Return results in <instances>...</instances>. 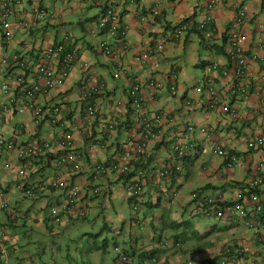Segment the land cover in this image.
Masks as SVG:
<instances>
[{"label": "crops", "instance_id": "0c3cea01", "mask_svg": "<svg viewBox=\"0 0 264 264\" xmlns=\"http://www.w3.org/2000/svg\"><path fill=\"white\" fill-rule=\"evenodd\" d=\"M5 1L17 12V16L11 19L15 31L14 41L10 47H3L0 42V57L5 53L16 51L21 53L28 52L30 49L39 51L49 43L69 37L71 43L78 50L80 63L86 66V70H81L78 65L74 67L64 86L42 101L65 104L72 108V115L69 116L78 119L75 126L71 128L73 141L77 153L81 155L85 171L79 175H70L64 171L57 172L43 158L38 157L33 159L34 171L25 180H21L18 176L20 162L16 156L0 158V186L5 200L8 203L10 201L9 204L18 208V211L28 215L36 214L40 219V210L43 211L44 208L60 204L64 199L62 193L46 194L37 201L29 202L28 205H21L20 199H16V189L20 183L34 184L56 175L61 176L69 184L84 187L82 201L87 207L86 220L91 210L99 206V203L103 205L115 199V195L119 193L117 188L125 182L124 179H121V182H118L119 179L114 177L103 179L98 183L102 191L98 196L90 194L86 183L94 163L107 161L119 148L139 139L136 122L131 116L129 107L125 109L116 107L118 102L127 103L129 79L132 82H145L148 79H154L164 83L167 82L168 76L173 72L176 73L175 80L179 92L175 98L171 97L166 90H162L157 94L155 100H150L149 91L144 90L145 96L149 99L145 105L144 117L151 118L154 113L159 111L170 113L174 120L173 124L167 128L164 139L187 121L197 125L211 126L216 130L215 134L205 141L201 135H197L196 140L200 142L198 144L211 149L216 143H221L241 161L233 171H226L221 168V159L210 153L201 157L195 156L197 160H193L194 157L189 153L182 175L172 177L168 183L162 181L159 189L152 183V161L165 158L167 151L165 143H163L165 141L151 142L148 146L151 163L148 167L144 193L147 194V202H149L146 208L151 209L150 216L156 215L152 222H155L157 227L159 225L157 221L160 220L159 213H157L159 209L158 195L164 194L161 193V189L166 191L165 194L176 192L175 201H171L167 207L179 210L178 217L170 220L171 217L164 216L162 225H160L163 228L168 226L171 228L172 223H187L190 209L186 206L191 203L190 194L192 191L200 190L205 196H220L226 201H234L239 189L251 178L253 167L262 163L264 168V151L251 154L245 151V135L248 132L264 130V82L259 78V72L264 69V0H221V4L213 12L212 33L209 40H202L200 32L196 29L197 24L202 22L207 15V0H99L96 4H87L81 0ZM109 5L117 7L120 13V21L126 32L122 39L110 38L104 33L97 35L93 33L96 21ZM36 7L53 15V19L41 20L36 27L27 32L18 31L15 27L17 21L20 19L30 22ZM239 8L245 10L247 19L240 28V32L245 38V47L250 57L247 79L251 82V95L246 100L237 97L231 99V102L242 119L232 122L219 110L209 114L201 110L187 111L182 106V97L199 103L201 96L195 92L194 88L198 82H203L207 78L224 96L225 89L222 88L223 80L219 75L220 70L214 72L210 69V65L213 63L219 66L226 65L225 32ZM154 11H158L157 16L152 14ZM183 21L189 22L192 28L182 39L178 41L171 39L169 37L171 29ZM103 40L112 46L113 58L106 57L98 51V45ZM147 49L153 50V54L143 58ZM201 52L203 55L200 54ZM28 53L32 55L31 51ZM118 66L122 67V72H117ZM0 79H2V75H0ZM82 79H87L92 84H103L105 90L104 94L97 95L93 100V103L97 105L98 113L92 121L89 138L82 136L79 121L85 106V103L80 100L78 91V85ZM188 84L192 85L190 90ZM2 100L0 97V103ZM108 116L120 118L116 132L103 133L99 130L101 119ZM14 119L15 117L8 120L2 129L1 133L4 136H10L15 124L18 123L26 124V132L20 138V142L24 144L35 142L39 136H44L49 140H54L58 136L59 131H52L47 125L38 130L37 136H34L26 116L10 125ZM207 156H213L216 159H214V163L209 166L199 165V160L205 159ZM5 164H8L7 168L4 167ZM236 169H239L240 172L236 173ZM184 181H186L185 184ZM186 192L189 196H186ZM156 197L157 202L153 205L152 200ZM177 199H180L179 202ZM141 202L145 204L143 198ZM183 209L185 214L180 213ZM8 220V215L0 216L1 225H5ZM148 221L151 223V219ZM23 223L25 224V222ZM69 223L65 220L62 225L65 226ZM140 223L141 221L139 223L138 220L134 221V224H138L139 228L142 226ZM24 224L23 226H25ZM221 224L223 227L220 230L227 231H219L215 234L220 239L224 238L223 235H228L229 240L227 241L230 242L227 245L234 243L239 247L242 250V256L247 261L246 264H251V261H253L252 264H264V242L260 241V238L264 236L263 222L258 225L257 233L247 229L242 222H222ZM18 226L19 223L15 228ZM157 227L152 231L160 232V238L155 239L151 233L147 234L146 232L140 236L141 242L147 245L145 254L139 252L138 245L135 243H131L132 245L128 249H124L129 250L131 264H143L144 258L148 254L158 256L159 264H176L175 261L178 257H173L171 252L161 255L156 243L159 240L169 239L171 234L177 233L185 226L177 229L171 228L173 231H165L163 234H161L162 229L156 230ZM46 228L49 229L48 226ZM142 228L140 231H143ZM211 232L208 234L211 235ZM10 240L14 247L11 262L13 264H28L26 255L19 250L18 237L13 235ZM184 253L182 248L181 257ZM216 256H220V253ZM97 260L98 258H92L88 264H94ZM220 260L219 257L216 263L218 264ZM240 264L245 263L240 259Z\"/></svg>", "mask_w": 264, "mask_h": 264}, {"label": "built area", "instance_id": "2783aa9c", "mask_svg": "<svg viewBox=\"0 0 264 264\" xmlns=\"http://www.w3.org/2000/svg\"><path fill=\"white\" fill-rule=\"evenodd\" d=\"M85 3L96 4L99 0H81ZM221 4V0H207L204 20L197 24V31L201 34L202 40L211 38V25L213 12ZM16 13V15H14ZM33 19L28 21L20 20L15 25L20 32H27L37 26L38 22L44 19H53V15L47 13L40 7L33 10ZM158 15V11L152 13ZM17 12L13 10L5 0H0V42L3 47H10L15 38V31L11 23ZM246 12L244 9H237L235 17L225 32L227 63L224 66L211 64L210 69L214 72L220 70V77L223 80L222 88L225 94L222 96L213 82L207 78L198 82L195 92L201 96L199 103L182 97V106L187 111L201 110L206 114L219 110L232 122L242 119V116L233 107L231 99L240 97L246 100L251 95V82L247 79L250 57L245 47V38L240 28L246 23ZM192 28L189 22H180L174 26L169 37L178 41ZM94 34L104 33L110 38L122 39L126 32L120 21V13L114 5L105 8L104 13L99 17L94 26ZM31 51L32 55L28 52ZM98 51L109 58L114 57V50L106 40L98 45ZM11 52L0 57V158L15 155L20 162L18 176L25 180L33 171V159L43 158L45 162L55 171H64L70 175H79L85 171L81 162V155L76 151L71 128L75 126L78 119L72 115V108L60 103L42 102L48 99L58 89L62 88L69 78L72 70L77 65L81 70L86 66L79 61L78 50L71 43L69 37H63L59 41L47 44L39 51ZM153 54V50L147 49L143 58ZM255 59L254 56H252ZM141 60V58H140ZM117 72H122L118 66ZM259 78L264 82V69L259 72ZM176 73L173 72L167 77V82H160L148 79L145 82H132L129 79L127 91V103L118 102L116 107L125 109L129 107L131 116L136 122V130L139 135L137 141L128 143L115 151L105 162L93 164L91 174L86 183L92 196L101 194L98 183L103 179L114 177H127L133 171L125 183V190L133 198H138L143 193L149 167V144L151 142L165 141L167 156L152 161L153 185L161 187L162 181L167 183L172 177L182 175L189 153L201 157L212 154L222 161L221 168L226 171H233L239 158L226 149L221 143H216L211 149L205 145H199L196 136L201 135L203 140L215 134V129L208 125H197L189 121L174 130L170 136L164 139L167 128L173 124V117L170 113L159 111L151 118H145V105L148 97L144 90L149 91L150 100H155L162 90L175 98L179 92L176 84ZM80 100L85 103L83 114L80 115V129L82 136L89 138L91 124L95 119L98 108L93 103L97 95L104 94L103 84H92L87 79H82L78 85ZM70 115V116H69ZM16 116H26L31 127L32 134L37 136L38 130L47 125L50 130L59 131L54 140L39 136L33 143L24 144L20 142L21 136L26 132V124H15L10 136H4L1 131L8 120ZM120 118L105 117L99 123V130L103 133L116 132ZM246 153L264 151V130L248 132L245 135ZM4 167H8L5 164ZM136 167V168H135ZM251 178L239 189L234 201H226L220 196H205L200 191L191 193V215L213 218L220 222H242L249 230L257 233L258 225L264 223V168L258 163L251 170ZM159 187V189H160ZM17 189L23 198L37 201L46 194L62 193L63 201L50 206V222L60 225L66 221L83 220L87 216V207L83 204V186L69 184L61 176L56 175L49 179L34 184L20 183ZM163 191V189H161ZM83 193V194H82ZM175 195V194H174ZM8 215L10 222L17 219V211L5 200L3 190L0 186V216ZM7 223L0 224V264H11L10 253L13 252L11 240L7 234ZM264 242V236L260 238ZM161 247L171 246L175 249L180 247L179 243L161 242ZM242 250L234 243L223 247L220 252L219 264H240V259L246 264L242 256ZM253 263V261H251ZM251 263V264H252ZM116 264H129V258L121 254ZM144 264H158L156 256L149 257Z\"/></svg>", "mask_w": 264, "mask_h": 264}, {"label": "rangeland", "instance_id": "374dc122", "mask_svg": "<svg viewBox=\"0 0 264 264\" xmlns=\"http://www.w3.org/2000/svg\"><path fill=\"white\" fill-rule=\"evenodd\" d=\"M194 40L196 41V38ZM200 54L203 55L202 52ZM188 86L190 90L192 85L188 84ZM0 97L2 98V96ZM18 119H21V117H15L10 125L14 124ZM214 159L213 156H207V158L199 160V165H212ZM235 172L239 173L240 170L236 169ZM121 181V179L118 180V182ZM185 183L186 181H184ZM123 185L124 183L120 184L117 188L119 189V193L115 195V199L112 202L108 201L103 205L99 203V206L91 210L87 220L73 221L65 226H58L48 220L50 219L49 209L45 210L46 208H44L42 209L43 211L40 210V219L36 214L28 215L20 212L17 214V220L10 222L6 226L7 234L10 239L13 235L18 237L19 250L26 255L28 264H88L92 258H98L94 264H113V258L116 255L114 247H117L121 251L126 248L128 249L132 245L131 243L140 245V236L144 232L147 234L151 233L155 239L160 238V232L152 231L157 227L154 224L155 222H152L156 215L150 216L151 209L145 207V204H149L147 202V194L144 193L142 195L145 204L138 201L137 204L131 205L128 202L131 195L125 193L124 189L126 187ZM16 190V199H20L21 205H28L29 202H33L32 200L23 198L21 192L18 189ZM187 194L186 192V196H189ZM158 197L159 209L157 213H159L160 220L157 221L159 225L156 230L162 229L161 234H163L165 231L169 232L173 230L169 226L166 228L160 226L162 225V217L169 216L171 217L170 220H173L178 217L177 213H179V210L167 207L171 201H175V198H172L171 194L164 193L158 195ZM132 200L134 203V199ZM156 200L157 197L152 200L153 205L157 202ZM9 203L11 202L9 201ZM11 206L14 211L19 210L13 205ZM134 206H138L137 210H133ZM180 213L185 214V210L183 209ZM135 219L138 220V223L141 221L140 224L142 226L140 228L143 227V231H140L138 224H134ZM148 219H151V223H149ZM18 223L19 226L15 228ZM221 223L213 218L197 215L192 217L189 215L187 224L184 225L186 229H179L177 233L171 234L169 238L178 240L181 248L178 250L172 248L160 249L159 253L161 255L167 252L173 253V257H178L175 261L176 264H200L207 260L217 264L218 257L216 255L220 253L222 247L230 242L227 241L229 240L227 238L228 235H223L224 238L220 239L215 234L219 231H227L220 230L223 227ZM210 231H212L211 235L208 234ZM197 235L204 238L202 239ZM104 245L105 248L101 250L99 248L96 249ZM182 248L185 253L181 257ZM128 251L125 250L126 253Z\"/></svg>", "mask_w": 264, "mask_h": 264}, {"label": "clouds", "instance_id": "9594fccd", "mask_svg": "<svg viewBox=\"0 0 264 264\" xmlns=\"http://www.w3.org/2000/svg\"><path fill=\"white\" fill-rule=\"evenodd\" d=\"M128 144V143H127ZM126 144V145H127ZM150 162V161H149ZM186 165V164H185ZM136 168V167H135ZM184 169H185V167H184ZM133 175H135V172L133 171L129 176H127V177H120V178H118V179H124L125 180V182H124V185L123 186H125V183L129 180V178L131 177V176H133ZM144 187H145V184H144ZM144 187H143V193H142V195L144 194ZM124 191H125V193L127 194V192H126V190L124 189ZM195 191H200V190H195ZM193 192V191H192ZM191 192V193H192ZM201 192V191H200ZM161 193H166V191L165 190H163V191H161ZM176 193V192H175ZM175 193H173V194H171V196H172V198H175L174 197V194ZM202 193V192H201ZM142 195H140V197H138V198H133V197H130V199H128V196H127V199H128V202H130L131 203V205H133V204H137L138 203V201H141V199H142ZM190 197H191V194H190ZM41 199V198H40ZM132 199H134V203H133V200ZM39 200V199H38ZM190 200H191V198H190ZM34 202V201H33ZM191 202V201H190ZM143 204V203H142ZM146 205H148V204H145V207H146ZM191 206H192V202L190 203V211H189V214L191 215ZM50 207V206H49ZM49 207H47V209L49 208ZM187 207V206H186ZM137 208H138V206H134L133 207V210H137ZM46 209V210H47ZM18 213H20V211H17ZM192 217H193V215H191ZM87 217V216H86ZM18 218V217H17ZM17 220V219H16ZM15 220V221H16ZM49 220V219H48ZM83 220H86V218L85 219H83ZM83 220H80V221H83ZM135 220H137V219H135ZM76 221H79V220H76ZM70 222V221H69ZM71 222H73V221H71ZM7 224H8V221H7ZM161 242H168V243H179L180 244V242L178 241V240H172V239H164V240H159L157 243H156V247L157 248H159V249H167V248H172V249H174V250H178V249H180L181 248V244H180V247L178 248V249H175L174 247H171V246H167V247H161V245H160V243ZM138 245V244H137ZM12 246V245H11ZM12 248H13V251H14V247L12 246ZM100 248V247H99ZM138 249H139V252H141L142 254H145L144 252H145V249H147V245H145L144 244V242H141V244L140 245H138ZM114 251L116 252V255H115V258H114V264H116L117 263V260H118V258H119V256L121 255V254H123V255H126L128 258H129V264H131V257H130V255L128 254V253H126L125 252V250H118L117 249V247H114ZM12 253V252H11ZM152 256H156V255H154V254H148L145 258H144V262L149 258V257H152ZM157 257V260H158V264L160 263L159 262V259H158V256H156ZM218 258H219V256H218ZM10 262H11V259H10ZM144 262H143V264H144ZM211 261H208L207 260V262H206V264H213L212 262L210 263ZM11 264H13L12 262H11Z\"/></svg>", "mask_w": 264, "mask_h": 264}, {"label": "trees", "instance_id": "16d2710c", "mask_svg": "<svg viewBox=\"0 0 264 264\" xmlns=\"http://www.w3.org/2000/svg\"><path fill=\"white\" fill-rule=\"evenodd\" d=\"M34 136H35V135H34ZM194 159H195V158H194ZM194 159H193V160H194ZM196 159H197V157H196ZM146 206H147V205H146ZM187 207L190 208V204H189ZM187 207H186V208H187ZM148 208H151V206H148ZM189 208H188V209H189ZM68 222H69V221H68ZM70 222H71V221H70ZM186 224H187V223H186ZM186 224H173V223H172V225H171L170 227H171V228H176V229H177V228H180L181 226L186 225ZM64 225H65V224H64ZM58 226H62V224H60V225H58ZM194 234H195V233H194ZM195 235H196V234H195ZM197 236H198V235H197ZM198 237H200V238H202V239L204 238V237H201V236H198ZM102 248H105V245L102 246L101 248H99V250H101ZM12 255H13V254L10 253V259H11V256H12ZM206 262H207V261H203V262L200 263V264H206ZM210 263H211V262H210Z\"/></svg>", "mask_w": 264, "mask_h": 264}]
</instances>
